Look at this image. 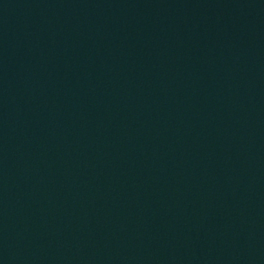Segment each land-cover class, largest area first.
<instances>
[{
  "label": "water",
  "instance_id": "95a60500",
  "mask_svg": "<svg viewBox=\"0 0 264 264\" xmlns=\"http://www.w3.org/2000/svg\"><path fill=\"white\" fill-rule=\"evenodd\" d=\"M0 264H264V0H0Z\"/></svg>",
  "mask_w": 264,
  "mask_h": 264
}]
</instances>
